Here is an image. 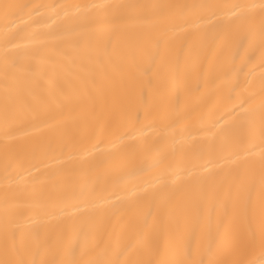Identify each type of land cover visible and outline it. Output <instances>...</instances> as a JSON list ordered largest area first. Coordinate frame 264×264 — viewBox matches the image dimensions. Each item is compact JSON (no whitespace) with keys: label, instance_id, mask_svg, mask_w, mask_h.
Instances as JSON below:
<instances>
[{"label":"bare ground","instance_id":"6f19581e","mask_svg":"<svg viewBox=\"0 0 264 264\" xmlns=\"http://www.w3.org/2000/svg\"><path fill=\"white\" fill-rule=\"evenodd\" d=\"M0 264H264V0H0Z\"/></svg>","mask_w":264,"mask_h":264}]
</instances>
